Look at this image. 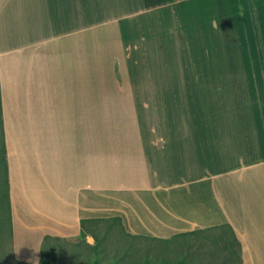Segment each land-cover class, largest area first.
<instances>
[{"label": "crops", "instance_id": "crops-1", "mask_svg": "<svg viewBox=\"0 0 264 264\" xmlns=\"http://www.w3.org/2000/svg\"><path fill=\"white\" fill-rule=\"evenodd\" d=\"M0 92L18 260L119 215L264 264V0H0Z\"/></svg>", "mask_w": 264, "mask_h": 264}, {"label": "rangeland", "instance_id": "rangeland-1", "mask_svg": "<svg viewBox=\"0 0 264 264\" xmlns=\"http://www.w3.org/2000/svg\"><path fill=\"white\" fill-rule=\"evenodd\" d=\"M7 154L0 106V264H22L14 253L12 211L8 184ZM101 239L100 252L103 264H220L226 257L223 246L201 234L180 236L172 240L148 239L124 232L120 223L103 221L92 225ZM96 239L91 234L59 240L63 248L60 264H93L95 251L91 245ZM194 258L195 261H189ZM200 263V262H199Z\"/></svg>", "mask_w": 264, "mask_h": 264}, {"label": "trees", "instance_id": "trees-1", "mask_svg": "<svg viewBox=\"0 0 264 264\" xmlns=\"http://www.w3.org/2000/svg\"><path fill=\"white\" fill-rule=\"evenodd\" d=\"M0 106H1V113H2V98L0 92ZM3 123V122H2ZM9 184V195H10V183ZM103 221L109 222H117L120 223L122 226V217L112 216V217H97V218H82V231L81 235L84 239L87 235L91 234L95 237L96 242L95 244L91 245L92 249L95 251L94 263L93 264H102V256L100 252L101 249V239L99 234L97 233L96 229L92 226L94 224H99ZM197 234L203 235L208 240H213L217 245L223 246L224 250L226 251V257L220 258V264H243L242 263V245L239 239L237 238L236 234L232 230L229 224H220L210 226L204 229H200L196 231ZM66 238L56 235L47 234L43 240L41 251L42 257L41 260L36 264H60V255L63 248L58 244L59 240H65ZM189 261H195L192 258ZM204 260L201 259L197 264H204L201 263ZM22 264H34L26 261H20ZM104 264V263H103ZM119 264V263H115ZM178 264H188L187 259H180ZM206 264H211L210 262Z\"/></svg>", "mask_w": 264, "mask_h": 264}, {"label": "clouds", "instance_id": "clouds-1", "mask_svg": "<svg viewBox=\"0 0 264 264\" xmlns=\"http://www.w3.org/2000/svg\"><path fill=\"white\" fill-rule=\"evenodd\" d=\"M212 27L217 28L218 27V22L216 20L212 21Z\"/></svg>", "mask_w": 264, "mask_h": 264}]
</instances>
